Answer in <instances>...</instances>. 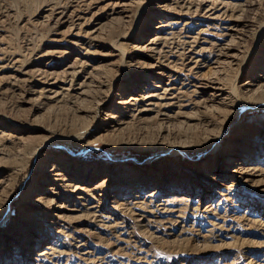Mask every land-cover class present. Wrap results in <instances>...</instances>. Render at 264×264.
Here are the masks:
<instances>
[{"label": "bare ground", "instance_id": "6f19581e", "mask_svg": "<svg viewBox=\"0 0 264 264\" xmlns=\"http://www.w3.org/2000/svg\"><path fill=\"white\" fill-rule=\"evenodd\" d=\"M142 1L72 0L73 5H71L70 10L59 7L56 0L38 1L34 9L38 16L44 20V25L49 27V33L45 32V35L48 34L49 39L47 43H60L63 40L67 44L80 45L84 51L76 54L72 59L65 61L62 69L58 70V67H54L48 59L53 54H59L61 56V52L64 50L42 49V47H39L38 50L37 47H30V42L26 44L21 52H17L16 48L13 49L10 42L1 37L0 88L2 86V80L4 79L2 74L9 72L10 75H6L7 77L5 79L7 78L8 81H13L12 83L14 85L18 84L22 88V91L20 90L21 94L24 95V99L27 102L41 100L38 104L52 102V106H54L55 104H63L65 102H77L83 95H93L94 98L93 96L90 98L93 101L95 100V105L93 106L94 112L96 114L102 112L103 114L101 119H97L96 130L106 131V134L116 132L120 125L125 124V122L127 123L128 120L124 121L122 118L124 116L133 119L135 116L138 117V115L141 117L153 113L154 117L153 115L152 117L157 118L159 122L160 120L167 122L181 117L189 118L187 117L189 114L185 112L187 109H192L193 112L195 111L193 114L196 115L197 109L199 108V111H203H201V116L198 114L200 116L198 120L204 121L207 116L206 114H211L214 117L212 120L213 123L215 121L214 119H220L218 121H220L219 125H221L228 119L231 112L234 113L235 110L236 113L244 111L247 105L238 104V106H235L233 99L238 97V95H244L243 97L246 96L248 98L254 97L258 91L261 92L260 90L264 88V18L256 22L250 21L249 19H247L249 21H243L239 15H235L236 11L233 9V3L229 5L230 2L228 4L226 3L228 1L222 2V0L221 2L219 0ZM64 4L66 3L64 2ZM66 6L69 5L67 4ZM134 7L136 8L135 11H133ZM241 12L243 13V11ZM112 21L129 23H127V29L124 28L123 23L122 30L118 29L120 30L119 32L117 31L111 36L108 35L109 39H106V44L99 45L101 49L105 50L104 53L101 50L100 52L102 53L100 55L106 57L108 60L109 72L111 73V70L115 69L116 73L111 78H96L97 75H94L95 78H93L92 74L98 71L96 69L95 72L91 70L85 71L86 62L82 60L86 54L92 52L89 50V46L86 48L79 42H82L83 38L86 37L91 39L93 37L94 39ZM33 23L35 24V22ZM40 25H42L41 22ZM250 34L253 36L252 45L244 53L242 43L243 50L237 44L239 42L236 41L237 39L239 41H247L245 39L249 38L248 36ZM175 35H179L182 38L181 43L179 46H176V51L173 50L172 53L168 54V48L170 49L169 45H173V41L170 42V40ZM99 37L102 38V36ZM39 38L41 37H36L33 40L39 41ZM234 38H237L236 41ZM41 39H44L43 36ZM260 47L263 48V55L257 57L252 63L250 61L248 63L249 56L256 53L255 49ZM174 51L175 53H173ZM76 65L84 71V75L80 76L79 71L75 68ZM207 65H214V70L213 72L210 71L211 76L209 78H201V76H198V73ZM99 66L101 67V65ZM225 66H236L238 69L234 68V71L237 70L234 84L229 87L225 84V81H222L225 78L222 79L219 76L216 78L214 76L217 71L219 72ZM249 66L250 71H248ZM105 67L108 68L107 66ZM130 70L132 71L130 72ZM245 71H247V77L242 83H238L239 77ZM191 96L195 97L192 98ZM190 105L192 107H188ZM41 107L37 105L33 112L41 110ZM73 110L79 113L82 109L76 107ZM91 111L93 112V110ZM86 112H89V110ZM0 114V214L4 217V219L0 220V224H3L2 226L4 227L2 228L6 232V236H3L4 243L2 242L0 244V264H52L60 255L69 254V252H64L62 237L64 236L65 230L69 229L70 222L72 223L73 220L79 221L83 217V214L88 213L89 215L91 212L95 215L102 214L108 225H110L114 218L112 209L115 207L120 208L122 205H129L137 209L143 207L142 209L145 210L143 211L141 209V211L146 214H141V216L158 217L159 215L164 220L179 221L177 219L181 217L185 208L187 209L189 205L193 207L195 212L201 211L205 215L214 210L212 202H227L230 199L229 195H231V197L236 198L232 206L234 208L237 207L240 210L245 204H250L243 211L245 214L240 215L241 218L250 221L253 225L256 223L255 225L257 226V223H259L264 226V219L262 217L254 218L256 216H251L250 211V209L259 211L260 208H263L261 212H264L262 202L249 199L245 195L238 194L234 196L237 190H242L245 187L251 189L262 187L264 190V153L259 158V153H257L256 148L257 145H261V148H263L262 151L264 152V123L258 125L259 129L256 131L255 136L250 133L251 131L246 133L244 130L239 131L240 133L238 132V135L232 136L227 141L226 148L222 152L217 153L213 161L209 160V157L206 160H201V162L194 161L192 164L197 166V168L192 169L193 171L191 173L193 175L190 174L189 176H192L191 179L194 181L197 180L200 184L199 188L194 190L192 184L188 185L187 179H185L186 182L183 186L181 184L180 186L178 185V181L184 179L181 176L184 173L181 174L180 169L174 170L173 172V176L180 177L175 178L177 179L176 181H174V178L164 181L160 178L154 180L153 176L157 172L155 168H148L142 164H139L140 166L132 165V163L122 162L121 158H119L114 159L113 163H108L109 166L105 167L107 168V173L104 174L102 173L104 167H100L101 169L87 167L82 160L68 158L60 152V148L58 149L57 147L59 142L74 147H81L89 143V133L85 131L87 128L81 131L71 128L65 130L63 127L52 130L36 122H31L34 124L31 126L18 120L13 121L8 117L6 118L4 113L0 112ZM191 116L193 115H190V118ZM37 117L32 120L37 119ZM220 129V126L217 127L218 131L210 135L212 136L210 138V144L218 143L221 135ZM34 131H41L45 134L32 149V154L41 150L43 145L48 144L51 147L45 150L39 169L24 187L18 202L17 213H12L9 209L10 199L8 194L12 191L21 173L22 166L14 165L15 162H13L14 159L11 156L14 155L15 149L11 148V145L14 146L15 144L21 143L28 133ZM129 166L133 167L129 168ZM172 171L167 170L166 175H169ZM140 180L143 181V186L145 187L142 202L129 204L127 200L122 198L121 193L124 188L128 187L126 185L140 182ZM164 185L166 189H163ZM136 187H134L135 190ZM137 192H139V189H137ZM209 198L210 201L203 205L204 200H208ZM100 202L105 204L104 209H99L94 205V203ZM152 202H158L161 210L159 211L160 213L149 209L148 205H152ZM130 214L132 215L131 211ZM133 214L135 215V213ZM257 214L254 213V215ZM204 215L202 216L204 217ZM84 216L86 217V215ZM182 217L184 218V216ZM90 218L92 219V217ZM93 219L91 220L92 222ZM135 220L138 221V218H135ZM147 221L150 222L149 219ZM158 222L160 221L156 223L162 224ZM243 223L245 222L243 221ZM215 224L212 225V228ZM222 224L220 223L219 227ZM154 226L153 228H155ZM191 227L193 226H190V229ZM77 230L79 231L80 229ZM213 230L215 231V229ZM207 231L210 232L209 230ZM91 234L90 236H92ZM68 236L71 238V235L68 234ZM115 236L113 234L112 237ZM206 236L209 235L206 234ZM213 236L216 235L213 234ZM231 236L233 237V235ZM235 236L233 239L236 238ZM259 242L254 241L255 244ZM257 245H260V243ZM76 246L78 245L76 244ZM117 253L119 254V252ZM130 257H133V255H130ZM135 257L132 259L137 260L138 258L135 259ZM88 259H86V263L90 262H87Z\"/></svg>", "mask_w": 264, "mask_h": 264}, {"label": "rangeland", "instance_id": "374dc122", "mask_svg": "<svg viewBox=\"0 0 264 264\" xmlns=\"http://www.w3.org/2000/svg\"><path fill=\"white\" fill-rule=\"evenodd\" d=\"M38 1L40 0H0V25H2L0 26V38L3 37L4 40L6 39V41L10 42L13 49L16 48L17 52H21L23 48L26 46V44L30 42H31L30 47L32 46L37 47L38 50H39V47H42V49L50 48V49L59 50V51L64 50L63 51L64 53L61 52L62 53L61 56L59 54H55V55L53 54L49 56V59H48L50 60L52 65L54 67H58V70H59V69H62V65L63 63H65V61L72 59L74 56H76V54L82 53L84 49H82L80 45L64 43L63 40L60 41V43L59 42H56L53 44L47 43L49 39L47 36L48 34L45 35V32L46 33L48 32L49 27L47 25H44V20L38 16V14L35 12V9H34L37 6ZM219 1L221 2V0ZM225 1H228L226 2L228 4L230 2L229 5L233 3L232 6H234V8L233 7L231 8L235 9L236 11L235 15H239V17L243 21L250 20V21L256 22V21H259V19L262 20L264 18V0H224V1L222 0V2H225ZM56 2L59 4V7L63 9H67V10H70L71 5H73L72 0H69V1L56 0ZM64 2L66 4H64ZM142 2H144V0ZM67 4L69 6H66ZM135 9L136 8L134 7L133 11H135ZM241 11H243V13ZM33 22H35V24ZM40 22L42 23V25H40ZM123 23L112 21L108 23L103 28L102 33H100L99 35L97 34L94 39L93 37L92 39L89 37L88 38L86 37V38H83L82 42H79V43H82V45L85 46L86 48L89 46L88 48L92 52V53L86 54V56H84L82 60L83 61L85 60L86 62L85 71L91 70L92 72H95V69L96 71H98L97 73L92 74L93 78H95L96 75H97L96 78L97 77L111 78L116 73L115 69H114L115 71L111 70V73L109 72L108 70L109 66L107 65L108 60L106 59V57L100 55V53H102L100 51L103 49H101L99 45L106 44L105 43L106 39H109L108 35L111 36L113 35V33L115 34L117 31L119 32L120 30L118 29H121V28L123 29L122 27L123 25H124V28L127 29L128 22L127 23L123 22ZM42 36L44 39H41ZM99 36H102V38ZM36 37L37 38L41 37V38H39V41L33 40ZM248 37L249 38L245 39L247 41H239L237 38H234L235 41L237 39L236 42H239L237 43L239 44V46H241V43H242V46L244 48L241 46V50L244 49L243 50L244 53L252 45L251 43H252L253 36L250 34V36ZM181 40L182 38H180L179 35H175L170 40V42L173 41L172 42L173 45H169L170 49L168 48V54L172 53V51L177 48L176 46H179V44L181 43ZM35 43L36 45H34ZM37 44H39V46H37ZM92 50L94 52L98 51L99 54L98 52H96L97 53L96 55V53H94ZM175 51L173 53H175ZM255 51L256 53L251 54L249 56L250 58L248 60V63L249 61L250 63H252L253 61L257 59V57H260L261 55H263L262 47L256 48ZM104 52L105 50H103V53ZM99 65H101V67ZM248 65H251V64H248ZM105 66H107L108 68H106ZM213 66L214 65L205 66L199 71L198 76H201V78H209L211 76L210 73L213 72L214 70ZM75 68L77 71H79L80 76L84 75V71L80 69L78 65H76ZM234 68L237 69L236 66H225L222 70H219V72L217 71L218 73L216 72L214 76L216 78H218L217 76H219V78H222V79L225 78L222 81L223 82L225 81L226 82L225 84H227V86L229 87L232 84H234L235 74L238 70L237 69L236 71H234L235 70ZM250 70L251 69L249 66L248 71ZM131 71L132 70H130V72ZM222 72H224L225 74ZM246 72L247 71L242 72L241 76L238 79V83H242L245 80V78L247 77ZM2 75L4 79L2 80V86L0 88V112L4 113L6 115V118L8 117L9 119L13 121L18 120L19 122H24V124H28L31 126L34 125L31 122H36L52 130H57L58 128L60 129L63 127L65 128V130H68L69 128H71L73 130L81 131L87 128L85 131L89 133L88 138L90 141L86 145L81 146V147L80 146L74 147L72 145H66L65 143L59 142L57 147L58 149L60 148L59 149L60 152L66 155V157L77 158L78 160H82L87 167H92L94 169L104 167V169H102V173L104 174L107 173L106 171L107 168L105 167L109 166L108 165L109 162L113 163L114 159L121 158L122 162L132 163V165L138 166L139 164H142L148 168L149 167L155 168L157 172H156V175L153 176L154 180H157L160 178L161 180L164 181L166 179L174 178V181H176L177 179L175 178H180V177L173 176L174 175L173 172L174 170L180 169L181 174L184 173L183 174L184 176L181 175L184 179H180V180L178 179L179 180L178 185L180 186L181 184V186H183L186 182L185 179H187L188 185L192 184V188H194L195 190L199 188L200 184L197 180L194 181L193 179H191L192 176H189L190 174L193 175L191 173V171H193L192 169L197 168V166H194L192 164L194 161L201 162V160H204V159L206 160L208 157L210 158L209 160L213 161L214 158L217 156V153L222 152L223 149L226 148L227 141L232 136L236 134L238 135L240 133L239 131H243V130L246 133L251 131L250 133L253 136H255L256 131L259 129L258 125L261 123H264V88H262L260 90L261 92L258 91L254 95V97H250V98L246 96L243 97L244 95H241V96L238 95V97H235L233 99L234 100L233 104L235 106L236 105L238 106V104H246L247 106L244 109V111L240 113L238 112L236 113V110L234 111V113L231 112V114H229L228 116V119H226V121L222 123L221 125H219L220 121H218L220 119H214L215 121L213 123L212 120L214 117H212L211 114H206L207 116L204 121L200 119L198 120V118H200V116L202 115L201 111H203V110L199 111L200 109L198 108L199 110L197 109L196 115L193 114L195 111L193 112L192 109H187L185 110V112L189 114L187 116L189 118L181 117V118H177V119L170 120L167 122L166 121L162 122L161 120L159 122L157 118L156 119L153 118L154 117L153 113L148 114V115H143L141 117L140 115H138V117L137 116H135V118L132 117L133 119H131V117L124 116L122 118L124 121L128 120L127 123L125 122V124L120 125L119 129L116 132L114 131L112 133L106 134V131L96 130L97 119H101L103 114L102 112L100 113L98 112V114L94 112L93 106L95 105V100L93 101V99L90 98L93 95H88V94L87 96L83 95L80 99L77 100V102H74V103L65 102L63 104L62 103L55 104L56 106L58 105L57 107L55 105L52 106L53 105L52 102H47V104H40V103L38 104V102L41 100H34V101L27 102V100L24 99V95L21 94L22 88L18 86V84L14 85L12 83L13 81L11 80L8 81L7 78H6L7 80L5 79V77L9 76L10 73L4 72ZM191 97L194 98L195 96H191ZM37 105H39V107L42 106L41 110L37 112H33L36 109L35 107H37ZM76 107H80L82 109L81 112L79 113L78 111L75 112L73 108L75 109ZM188 107H192V106L190 105ZM47 108L48 109L50 108L53 111H51L50 109L48 110ZM85 110L86 111L89 110V112H92L91 110H93V112L89 113V112H86ZM190 112L192 113L190 114ZM198 114H200V116ZM190 115H193L191 116V118L193 117L192 119L190 118ZM35 117H37V119H35L36 121L32 120ZM219 126L221 127L220 129L221 135H220L219 141L216 144H210V138L212 137L210 135L215 134L218 131L217 127ZM107 132H110V131H107ZM44 134L45 133L41 131L40 132H35V131L30 132L28 133L27 136L24 137L21 143L15 144L14 146L11 145V148L15 149L14 155L11 156L13 157L12 159H14L13 160V162H15L14 165L22 166L21 173L16 183L14 184L12 191H10V193L8 194L9 199H10L9 209L12 211V213H17L18 202L21 198L24 187L26 186L30 178L39 169L40 162L42 160V155L45 152V150L48 149V147H51V145L46 144L41 147V150H38L34 154L31 153L34 146L42 139ZM63 134L67 135L66 133H63ZM195 134L197 135L195 136ZM256 148H257V153H259L258 157L260 158L261 155L264 153L262 151L263 148H261V145H257ZM132 167L133 166H129V168H132ZM167 170L168 171L173 170V171L169 175H166ZM126 186L128 187L124 188L121 194H122V198L127 200L129 204H133L134 202H140L143 199L144 197L143 195L145 194V187L143 186L142 180H140V182L132 183ZM135 186H137L136 190L134 188ZM164 187L165 185L163 186V189H166ZM245 188L242 190H237L234 196H237L238 194L248 196L249 199H252L254 201H261L263 204L262 205L263 207L264 206V190L262 189V187L255 188V189H251L248 187H245ZM137 189H139V192H137ZM6 194H7V191H6ZM130 194L131 196H129ZM229 197L230 199H228L227 202L225 201L212 202V205L214 206L212 207L214 210H212L211 212L205 215L201 211L195 212L193 210V207L189 205L187 209L185 208V211L183 210L184 212L182 213L181 217L177 219L179 221L166 220V219L164 220L161 217H159V215L158 217H149L148 215L141 216V214H146V213H143V211L145 210V209L144 210L142 209L143 207L142 208L139 207L140 209L138 208L139 209L138 210L137 208L130 207L129 205H124V206L122 205L120 206V208L115 207L112 209V213H114V218H113L112 224L110 225H108L107 221L103 218L102 214L95 215L91 212L89 213V215L88 213L83 214V217L81 218H84V219L80 218L79 221L73 220L72 223L70 222L68 226L69 229L65 230L66 234L65 233L63 234L65 236V237L64 236L62 237L63 244H64L63 248L65 249L64 252H69V254L66 253V254L60 255L53 261L54 263L52 262V264H59L60 262H61L60 264H66V263L67 264H75V263L76 264H207V263H212V264H227V263L228 264H244V263L245 264H264V242H263L264 226H262V224H259V223H257V226L255 225L256 223L253 225V223H250V221H247L241 218L240 215L245 214V212L243 211L246 210L247 207L250 206V204L248 203L245 204L244 206H242V209L239 210V208L237 207L235 208L232 207L234 204V200L236 198L231 197V195H229ZM208 201H210V198L208 200L207 199L204 200L203 205L208 203ZM101 203L102 202L94 203V205L97 206V208L99 209L100 208L104 209L105 204L104 203L101 204ZM122 207H125V208H122ZM148 207L149 209L151 210L153 209V211L158 212V213H160L159 211H161L160 206L158 205V202H152V205L149 204ZM141 209L143 211H141ZM262 209L263 208H260L259 211L258 210L254 211L253 209H250L251 216H256L254 218L262 217V219H264V212H261ZM130 211L132 215L130 214ZM123 212H124V215H123ZM133 213H135V215ZM199 213L204 215V217ZM254 213L255 214L258 213V214L254 215ZM84 215H86V217ZM182 216H184V218ZM225 216L227 217L225 218ZM90 217H92V219L94 218L93 222L96 225L91 221L92 219ZM135 218L136 219L138 218V221L135 220ZM2 219H4V217L3 215L0 214V220ZM147 219H149L150 222H148ZM157 221H160L158 223H162V224H157L156 223ZM210 221L213 223L212 225L216 223L215 226L218 225L217 226L218 228L217 227L215 228V226H213L212 228ZM243 221L245 223H243ZM207 222L210 224L208 225ZM220 223H223V224L220 225L219 227ZM2 225L0 224V228H1L0 229V237H1L0 244L4 240L3 236L4 235L6 236L5 229L3 230L2 228L4 226ZM153 225H155L154 226L155 228H153ZM156 226L158 229L156 228ZM190 226H193L194 228L191 227L190 229ZM103 227L104 228L106 227L105 228L106 230ZM76 228L80 230L78 231ZM87 228H89L88 231H87ZM224 228H227V229H224ZM193 229H197V230H193ZM213 229H215V231ZM207 230H209L210 232H208ZM90 233H92L91 234L92 236H90ZM205 233L208 234L210 237L209 236L205 237L206 235ZM68 234L71 235L72 239L70 238V236H68ZM113 234L114 236L117 235L118 237L119 236L120 237L119 238L117 236L112 237ZM213 234L216 236H213ZM150 235H151V238H150ZM231 235H233V237ZM234 236L236 237L235 239H233ZM254 241H258V242L260 241L259 242L260 245H257L259 243L255 244ZM114 243H116L115 244L116 246L114 245ZM76 244L78 246H76ZM247 244L248 245L251 244L249 246L250 248L248 247ZM126 245L128 248L126 247ZM116 247H118L117 250H116ZM76 250H78L80 253ZM140 250H143V251H140ZM72 251L75 254L71 253ZM84 251L85 253H83ZM116 251L119 252V254ZM130 255H133V257H130ZM134 257L135 259L137 258L138 259L133 260ZM15 258L17 259V257ZM92 258L95 260H93ZM86 259H88L87 262L88 261L90 262L86 263L85 262ZM101 260L102 261L104 260V262H102ZM138 261H141V262H138Z\"/></svg>", "mask_w": 264, "mask_h": 264}]
</instances>
